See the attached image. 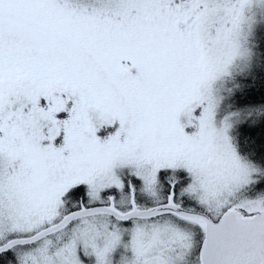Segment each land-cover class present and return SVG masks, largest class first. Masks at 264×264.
<instances>
[{
    "label": "snow or ice",
    "instance_id": "obj_1",
    "mask_svg": "<svg viewBox=\"0 0 264 264\" xmlns=\"http://www.w3.org/2000/svg\"><path fill=\"white\" fill-rule=\"evenodd\" d=\"M0 264H264V0H0Z\"/></svg>",
    "mask_w": 264,
    "mask_h": 264
}]
</instances>
